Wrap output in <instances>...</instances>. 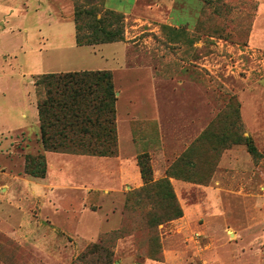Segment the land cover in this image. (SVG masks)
<instances>
[{"label":"rangeland","instance_id":"1","mask_svg":"<svg viewBox=\"0 0 264 264\" xmlns=\"http://www.w3.org/2000/svg\"><path fill=\"white\" fill-rule=\"evenodd\" d=\"M133 3L103 7L123 13ZM203 4L139 0L124 14L122 43L78 45L73 0H0V264H264V52L246 48L259 3ZM263 28L264 15L255 40ZM119 65L128 72L115 76ZM98 69L113 73L117 128L135 122L133 154L46 155L45 177L25 173L26 154L44 151L37 74ZM146 151L183 209L159 225L149 222L159 208L129 201ZM107 232H116L113 254L83 258Z\"/></svg>","mask_w":264,"mask_h":264},{"label":"trees","instance_id":"2","mask_svg":"<svg viewBox=\"0 0 264 264\" xmlns=\"http://www.w3.org/2000/svg\"><path fill=\"white\" fill-rule=\"evenodd\" d=\"M73 1L78 45H96L126 39L124 13L104 8L103 0ZM203 1L205 4V1L210 0ZM34 84L41 96L37 107L44 151L26 154L25 173L33 177L46 176V151L105 157L119 154L118 98L111 70L40 73ZM245 140L249 151L257 155L259 152L254 143L249 138ZM137 160L143 186L135 192V199L129 198V201L137 206L149 201L159 208L161 212L149 218L150 223L156 219V225L183 216V209L170 179L163 177L155 180L150 153H139ZM153 190L157 191L156 198L150 194ZM115 234L107 232L101 235L87 247L82 257L98 252L111 256L113 252L110 247L116 238Z\"/></svg>","mask_w":264,"mask_h":264},{"label":"crops","instance_id":"3","mask_svg":"<svg viewBox=\"0 0 264 264\" xmlns=\"http://www.w3.org/2000/svg\"><path fill=\"white\" fill-rule=\"evenodd\" d=\"M258 1V3H259V9H258V13H257V16H256V19H255V22H254V24H253V28H252V31H251V34H250V38H249V42H248V45H246V48L248 49V50H253V51H255V52H257V51H259V52H264V39L263 40H255V33H256V29H257V23H258V20H259V18L260 17H262L263 15H264V0H257ZM138 3H139V0H134V3H133V5H132V7H131V10H130V12H126V11H123V13L125 14V15H130V14H132V13H134L135 12V10L137 9V5H138ZM129 19V18H128ZM170 19H172V17L169 15L168 17H167V23H169V24H181L179 21H176L175 23L174 22H172V21H170ZM138 20H140V19H138ZM262 31H264V28L262 29ZM123 41H119V42H115V43H122ZM112 43H114V42H112ZM105 44V43H104ZM103 44V45H104ZM124 47V46H123ZM125 48V47H124ZM126 61H127V53H126V49H125V59H124V65H125V63H126ZM1 63V62H0ZM1 65V64H0ZM123 65V66H124ZM114 72H115V76H116V74L118 73V72H120V71H122V73L123 72H128V69H127V67H125L124 66V68L122 67V65L120 66L119 65V67L118 68H116V67H114L113 69H112ZM117 72V73H116ZM133 73H142L140 70H136L135 72H131L130 74H133ZM1 78H2V71L0 70V80H1ZM148 79H149V81H150V77H148ZM152 80H154L153 78H152ZM153 86H154V88H155V83H154V81H153ZM150 94H152V95H154V93H153V91L151 90V92H149V94H148V98L150 97ZM154 97V99L156 100V102H157V97H155V95L153 96ZM32 104V103H31ZM157 106H158V104H157ZM6 111H7V109H6V107H4L1 103H0V116L1 115H4V114H6ZM149 114H151L152 113V110H150L149 112H148ZM135 128V130H136V125H135V122H133V124L131 125V129H132V132H131V130L130 129H128L129 130V132L125 129V131H123L122 133H121V131H120V127L118 126V132L121 134L120 136H121V138H120V140H119V154L116 156V157H112V158H117V159H119L120 161H123L124 160V158H125V156H124V154H123V152H124V148H125V153H126V158L128 157L127 156V154L128 153H132L133 154V149L131 148V146H133L134 148H135V142H134V140H133V134L131 135V133H133V129ZM119 135V134H118ZM122 135L124 136V137H122ZM151 140H154V142H155V140H156V137H155V135H153L152 136V139ZM146 142H147V140H146ZM135 151V150H134ZM130 153V154H131ZM46 155H47V157L49 158L50 156H51V158L52 159H58V158H62L63 157V155H70V153H60V152H53V151H46ZM81 156H88V155H81ZM96 157V156H93V155H89V157ZM104 158H111V157H104ZM0 164H2V163H0ZM3 173H5V171H3V169H1V166H0V178L2 179V178H5V177H3V176H1V175H3ZM60 179V178H59ZM57 181H59V180H57ZM57 181H54V183H56ZM53 183V182H52ZM53 183V185H55ZM58 183H60V182H58ZM57 184V183H56ZM57 185H59V184H57ZM67 187V186H66ZM65 187V188H66ZM70 186H68V188H69ZM57 191H59V190H57ZM101 222L102 221H100V223H98V226L95 228V229H90V231H91V234H93V235H91V236H87V238L89 237V238H94V237H96L99 233H100V231L103 229V223H102V225H101ZM94 232H95V234H94Z\"/></svg>","mask_w":264,"mask_h":264}]
</instances>
